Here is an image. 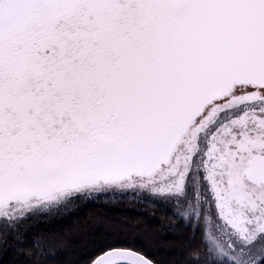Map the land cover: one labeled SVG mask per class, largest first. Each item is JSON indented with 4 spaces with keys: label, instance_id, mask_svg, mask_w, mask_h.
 Masks as SVG:
<instances>
[{
    "label": "snow or ice",
    "instance_id": "6c2138e0",
    "mask_svg": "<svg viewBox=\"0 0 264 264\" xmlns=\"http://www.w3.org/2000/svg\"><path fill=\"white\" fill-rule=\"evenodd\" d=\"M128 193L191 227L177 257L106 210L75 264H264V0H0V264Z\"/></svg>",
    "mask_w": 264,
    "mask_h": 264
},
{
    "label": "trees",
    "instance_id": "16d2710c",
    "mask_svg": "<svg viewBox=\"0 0 264 264\" xmlns=\"http://www.w3.org/2000/svg\"><path fill=\"white\" fill-rule=\"evenodd\" d=\"M147 200V199H146ZM150 201V200H149ZM114 208H101L96 204L90 205L87 209L83 210V213H75L69 216L66 220L61 223L67 225L65 229L67 232V243H64L63 237H57L60 244V256L58 258V264H75L76 251L75 245L78 242V231L69 229H86L92 219L98 212L103 211H114L119 214L120 218H127L129 222H135L137 218L141 221H147L152 225V231L158 233L157 243L165 245V248L161 250V254H165L167 249V258L172 259L177 257L179 252V246L182 240L191 234V227L185 229L180 224L177 226V222L174 219L168 218V213L163 205L157 204L156 201L153 203L145 202L144 199H118L114 197ZM151 204L156 205L154 208ZM40 228H44L45 225H39ZM5 261L10 259L9 256L3 257Z\"/></svg>",
    "mask_w": 264,
    "mask_h": 264
},
{
    "label": "rangeland",
    "instance_id": "374dc122",
    "mask_svg": "<svg viewBox=\"0 0 264 264\" xmlns=\"http://www.w3.org/2000/svg\"><path fill=\"white\" fill-rule=\"evenodd\" d=\"M116 197H118V199H125V198L137 199L138 201H140V199H144L145 202H152V201H154L153 198H145L143 193H138V194L128 193V194H125V195L117 194Z\"/></svg>",
    "mask_w": 264,
    "mask_h": 264
},
{
    "label": "flooded vegetation",
    "instance_id": "af4514ba",
    "mask_svg": "<svg viewBox=\"0 0 264 264\" xmlns=\"http://www.w3.org/2000/svg\"><path fill=\"white\" fill-rule=\"evenodd\" d=\"M155 201V200H154ZM154 201H152V202H149V203H153ZM157 202V204H160L158 201H156ZM162 205V204H161ZM156 205H154V204H151V207H155ZM165 209H166V212L169 214L168 215V218H170V219H173L172 218V216H171V214H170V212L167 210V208L165 207V206H163ZM174 220V219H173Z\"/></svg>",
    "mask_w": 264,
    "mask_h": 264
}]
</instances>
